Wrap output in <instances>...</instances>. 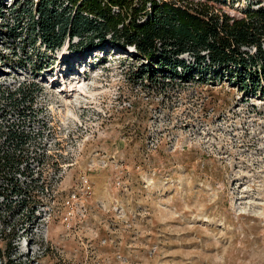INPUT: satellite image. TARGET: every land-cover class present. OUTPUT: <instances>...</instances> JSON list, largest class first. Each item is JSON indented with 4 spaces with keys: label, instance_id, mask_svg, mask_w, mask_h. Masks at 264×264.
I'll return each mask as SVG.
<instances>
[{
    "label": "rangeland",
    "instance_id": "374dc122",
    "mask_svg": "<svg viewBox=\"0 0 264 264\" xmlns=\"http://www.w3.org/2000/svg\"><path fill=\"white\" fill-rule=\"evenodd\" d=\"M22 1L0 0V124L32 128L37 180L17 201H37L2 212L1 252L20 264H264V88L219 74L155 83L131 47L33 46ZM217 6L241 17L264 0ZM19 88L35 90L30 110L7 99Z\"/></svg>",
    "mask_w": 264,
    "mask_h": 264
},
{
    "label": "trees",
    "instance_id": "16d2710c",
    "mask_svg": "<svg viewBox=\"0 0 264 264\" xmlns=\"http://www.w3.org/2000/svg\"><path fill=\"white\" fill-rule=\"evenodd\" d=\"M227 0H23L15 17L28 19L26 34L33 46L40 41L53 51L67 38L91 49L131 47L148 62L150 80L158 73L171 81L236 80L255 91L264 88V6H249L236 17L218 8ZM16 39L22 32L10 30ZM21 41H26V39ZM187 56L182 58L183 56ZM147 67L150 68L147 70ZM153 73V74H152ZM35 90L8 92L11 105H33ZM26 108V107H25ZM24 109V107H23ZM22 116H27L26 112ZM21 116V115H20ZM30 117V118H29ZM0 124V216L12 214L19 202L24 209L37 201L30 194L17 201L37 178L27 172L32 128L27 121L7 119ZM22 177L26 180L23 182ZM25 185V186H24ZM45 188L44 183H42ZM27 193V191H26ZM0 264H20L0 250Z\"/></svg>",
    "mask_w": 264,
    "mask_h": 264
}]
</instances>
